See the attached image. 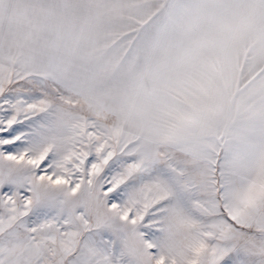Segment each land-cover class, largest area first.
Listing matches in <instances>:
<instances>
[{
	"label": "snow or ice",
	"instance_id": "6c2138e0",
	"mask_svg": "<svg viewBox=\"0 0 264 264\" xmlns=\"http://www.w3.org/2000/svg\"><path fill=\"white\" fill-rule=\"evenodd\" d=\"M0 264H264V0H0Z\"/></svg>",
	"mask_w": 264,
	"mask_h": 264
}]
</instances>
